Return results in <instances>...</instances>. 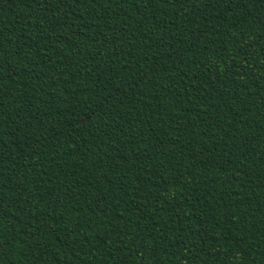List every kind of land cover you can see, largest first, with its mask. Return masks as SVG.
<instances>
[{"label": "trees", "instance_id": "trees-1", "mask_svg": "<svg viewBox=\"0 0 264 264\" xmlns=\"http://www.w3.org/2000/svg\"><path fill=\"white\" fill-rule=\"evenodd\" d=\"M0 264H264V0H0Z\"/></svg>", "mask_w": 264, "mask_h": 264}]
</instances>
